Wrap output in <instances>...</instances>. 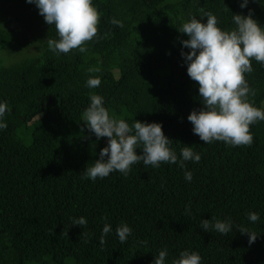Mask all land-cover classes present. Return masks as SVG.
<instances>
[{
	"label": "trees",
	"instance_id": "1",
	"mask_svg": "<svg viewBox=\"0 0 264 264\" xmlns=\"http://www.w3.org/2000/svg\"><path fill=\"white\" fill-rule=\"evenodd\" d=\"M4 1L0 101L7 105V127L0 130V264H153L164 248L167 264L184 250L198 252L202 264H264V121L250 126L251 146L206 144L193 134L187 117L203 104L181 57L189 51L181 44L188 37L178 31L193 16L206 23L207 12L230 31L236 27L232 15H247L249 9L264 26V0H250L245 9L241 0H93L101 13L99 39L85 42L86 52L60 55L47 43L59 38L54 25L34 4ZM113 18L123 27L113 25ZM21 27L32 28L31 39H19ZM12 51L22 58L5 66ZM251 63L245 79L255 96L249 102L264 108V66L254 58ZM90 77H99L100 86L88 88ZM93 94L104 98L110 116L130 126L135 120L162 124L178 157L190 146L201 160L185 162V169L141 162L127 176L117 171L94 182L83 179L108 142L97 140L82 118ZM185 170L193 173L191 182L184 179ZM249 212L260 219L249 222ZM81 216L87 225H72V218ZM213 216L230 217L233 230L227 235L202 230V220ZM121 222L133 230L125 243L115 235ZM105 223L112 232L101 247ZM237 225L256 233V241L249 245Z\"/></svg>",
	"mask_w": 264,
	"mask_h": 264
},
{
	"label": "clouds",
	"instance_id": "2",
	"mask_svg": "<svg viewBox=\"0 0 264 264\" xmlns=\"http://www.w3.org/2000/svg\"><path fill=\"white\" fill-rule=\"evenodd\" d=\"M34 4L45 22L54 25L58 39L47 40L49 50L57 55L67 54L73 49L86 52L85 42L98 37V23L101 13L93 0H26ZM250 0H241L239 7L245 9ZM257 2V0H252ZM206 23L195 16L183 23L179 32L188 38L181 41V57L187 66V75L198 82V93L203 107L193 110L187 117L192 124V132L206 144L222 141L226 145L251 146L254 137L250 126L264 121V108H258L249 102V96H255L245 79L246 73L253 71L251 60L264 66V26L253 18L249 9L247 15L233 14L236 27L225 31L218 27L216 15L205 13ZM111 23L123 27L121 21L112 19ZM101 84L99 77H90L86 81L88 88H97ZM7 111L5 102L0 101V130L7 127L4 116ZM82 118L87 130L95 134L97 140L107 137V146L101 149L99 159L91 167H86L82 178L95 181L107 178L113 172L127 176L134 164L159 168L162 163L176 164L185 169V162L198 163L201 155L193 147L181 148L179 157L172 148V141L164 134L160 123L140 122L135 120L130 126L124 119L110 116L104 106V98L98 94L90 96V104L84 110ZM141 149L138 155L136 150ZM107 158V159H106ZM187 182L193 180V173L184 171ZM186 214L190 215V207L186 206ZM106 219V218H105ZM247 219L255 223L260 219L256 212L247 213ZM72 225L86 226L85 217L72 218ZM232 219L224 220L212 217L211 221L202 220L201 229L227 235L233 230ZM241 234H247L251 245L257 234L244 225H237ZM112 232V225L105 223L99 238L101 247L106 243V236ZM132 228L121 222L115 229V235L121 243H125L132 235ZM84 235V233H83ZM166 248L155 255L153 264H167ZM172 264H202V257L196 251L184 250Z\"/></svg>",
	"mask_w": 264,
	"mask_h": 264
},
{
	"label": "rangeland",
	"instance_id": "3",
	"mask_svg": "<svg viewBox=\"0 0 264 264\" xmlns=\"http://www.w3.org/2000/svg\"><path fill=\"white\" fill-rule=\"evenodd\" d=\"M6 2L8 3V2H11L10 0H6ZM3 3L5 4V1L3 0ZM4 4H1L0 3V8L1 9H4L3 7H4ZM1 14V13H0ZM2 15V14H1ZM31 31H33L32 30V28H30L29 30H26V29H24L23 27H21V28H18V33H17V35H18V37H19V39L22 41L23 39H24V37H27L28 39H31L32 38V33H31ZM27 33H29V34H27ZM17 51V50H16ZM16 51H12L11 52V54H10V56H9V58L8 59H6L5 60V62H4V65L6 66V65H10V64H12V63H14V62H17V60H19V58H22V57H18V59H17V52ZM3 57H5V58H7L8 57V54L7 53H4L3 55H2Z\"/></svg>",
	"mask_w": 264,
	"mask_h": 264
}]
</instances>
